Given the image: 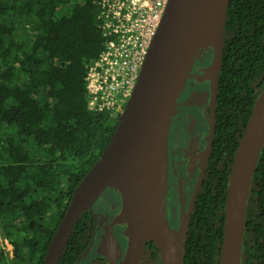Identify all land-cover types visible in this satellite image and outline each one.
Returning a JSON list of instances; mask_svg holds the SVG:
<instances>
[{
    "label": "trees",
    "instance_id": "1",
    "mask_svg": "<svg viewBox=\"0 0 264 264\" xmlns=\"http://www.w3.org/2000/svg\"><path fill=\"white\" fill-rule=\"evenodd\" d=\"M98 14L94 0H0V230L14 247L9 259L0 235V264H44L76 188L117 131L121 115L87 107V65L105 42ZM200 81L205 89L208 81ZM263 92L264 0H231L212 155L184 264H222L233 166ZM95 208L77 221L59 264H78L103 240ZM147 246L143 264H156L159 250ZM242 252V264H264V144L249 187ZM86 264L112 263L92 253Z\"/></svg>",
    "mask_w": 264,
    "mask_h": 264
},
{
    "label": "water",
    "instance_id": "2",
    "mask_svg": "<svg viewBox=\"0 0 264 264\" xmlns=\"http://www.w3.org/2000/svg\"><path fill=\"white\" fill-rule=\"evenodd\" d=\"M193 1L169 0L135 90L121 115L117 131L103 156L76 188L65 216L52 238L44 264H59L77 221L112 187H115L121 195L122 213L127 223L129 236V247L118 264H141L150 242L158 248L161 264H184L190 218L203 183L209 156L190 211L181 221L179 229L175 230L169 225L166 209L169 135L172 120L176 114L177 98L180 97L188 80L192 78L194 66L203 45L212 44L213 59L209 67L211 129L208 154L212 150L216 126L218 82L225 46V26L231 2V0H221L214 16L209 20H203L188 17V7ZM258 109L264 110V92L246 128L233 166L226 208L222 264H242L243 260L247 197L264 140L248 182L245 198L240 203L236 197L243 179L239 168V154L242 147L248 145L249 138L255 132V117ZM125 118L129 120L130 132L121 139L118 132ZM140 162L151 163H149L150 177L146 180L145 186L136 192L134 169ZM161 202L164 204L167 225L174 232L170 248L160 237L150 233L145 225L148 214L158 208ZM231 211L233 216L231 215L230 218ZM183 234L185 243L179 262V238Z\"/></svg>",
    "mask_w": 264,
    "mask_h": 264
},
{
    "label": "built area",
    "instance_id": "3",
    "mask_svg": "<svg viewBox=\"0 0 264 264\" xmlns=\"http://www.w3.org/2000/svg\"><path fill=\"white\" fill-rule=\"evenodd\" d=\"M94 1L105 42L99 57L87 65V107L116 117L132 97L169 0Z\"/></svg>",
    "mask_w": 264,
    "mask_h": 264
},
{
    "label": "flooded vegetation",
    "instance_id": "4",
    "mask_svg": "<svg viewBox=\"0 0 264 264\" xmlns=\"http://www.w3.org/2000/svg\"><path fill=\"white\" fill-rule=\"evenodd\" d=\"M211 47H212L211 51H209L210 46H208L206 51L203 52L202 49V54L201 53H200L201 55L199 54V57L196 61L192 73L193 76V74H195L198 70H201L200 72H198L199 76H196L194 80L190 78L189 80L192 82L191 84L192 89H186L182 91L180 97L177 98L176 114L172 120V125L169 135V145H168V156H169L168 157L169 158V177H168L169 201L168 202L169 203L167 202L166 209H167V219L169 225L173 229H175L174 227L176 226L178 227L177 229H179L181 225V221L189 213L196 188L199 184L200 178L202 176V172L204 170L205 162L207 160V157L209 156L208 157V165H209L212 155V150L208 154V150L210 146L211 112L207 113V108L208 107L210 108V102H211V98H210L211 91L208 90L207 86L208 85L211 86V80L209 84L207 77H204L208 75V74L205 75V70L210 66V63L207 64V62L204 63V61H202L204 55L207 53L208 56L206 59H209L211 57L213 59V45ZM201 78H205L208 81L205 89H203L197 84V83H203L202 81H200ZM198 95L199 96L202 95V98L206 96V98L203 101L199 100L198 102H196V104H193L194 100L191 99H195L194 97L195 96L197 97ZM208 165L205 171L203 183L207 174ZM116 196L117 195H115L114 197ZM114 197L113 199L106 201V204L99 203L101 199L100 198L93 208L95 207L98 208V211H101L102 209L106 210V212L103 213L101 212V214L104 215V218L100 230L104 232L105 228L110 227L113 230V232H117V231L119 232L115 234H120L122 236L124 235L123 236L125 237L124 240L127 243L129 241V237L127 236L128 235L127 223L125 218H121V219L119 218L120 220L119 226L113 225L114 223H117L116 221H114V216L116 217L115 214L116 213L118 214L119 211H121L122 209L121 197L119 198L117 196L118 199L117 198L114 199ZM194 210L192 212L191 218L193 216ZM110 220L112 224L109 222ZM94 250L96 251L95 253H99L98 248L95 247ZM121 250H122L121 252L123 259V257L126 254V251L123 246L121 247ZM144 258L141 264H143ZM80 260L78 264H80ZM156 264H161L160 257H158Z\"/></svg>",
    "mask_w": 264,
    "mask_h": 264
},
{
    "label": "bare ground",
    "instance_id": "5",
    "mask_svg": "<svg viewBox=\"0 0 264 264\" xmlns=\"http://www.w3.org/2000/svg\"><path fill=\"white\" fill-rule=\"evenodd\" d=\"M221 0H194L188 7L187 15L192 19H211L216 10L219 7ZM130 132L129 120L125 118L118 132V136L123 139ZM264 140V110H257L255 117V132L249 138L248 145L242 147L239 154V168L243 176L240 183V191L236 192L238 203H240L246 195L248 182L255 166L257 155ZM150 163V162H149ZM149 163H138L134 169V186L135 191L139 192L146 183V180L150 177ZM151 164V163H150ZM233 212H230V218ZM233 216V215H232ZM145 225L150 233L160 237L166 246L171 247L170 241L174 234L173 230L168 227L165 217V208L163 202L153 212L148 214L145 219ZM180 242V259L183 255L185 235H181ZM112 253V252H111ZM227 254V252H226ZM113 257L115 255L112 254Z\"/></svg>",
    "mask_w": 264,
    "mask_h": 264
},
{
    "label": "rangeland",
    "instance_id": "6",
    "mask_svg": "<svg viewBox=\"0 0 264 264\" xmlns=\"http://www.w3.org/2000/svg\"><path fill=\"white\" fill-rule=\"evenodd\" d=\"M210 46L208 44H206L205 46L203 45V52L207 50V47ZM202 49H201V54H202ZM200 54V55H201ZM208 56V53L204 55L202 61H204V63L207 61H205V59L207 58ZM212 62V57L210 58V64ZM209 64V63H208ZM210 67V66H209ZM209 67L205 70V75L204 77H207L208 81H210L211 77H210V74H209ZM201 70H198L195 74H193L192 76V79L194 80L196 78V76H199V73ZM204 72V71H203ZM191 84L192 82L190 80H188L187 84L185 85L184 90L186 89H192L191 87ZM195 99H191V100H194L193 101V104H196V102H198L199 100H204L206 98V96L204 98H202V95H198L197 97L195 96L194 97ZM190 100V99H189ZM168 185V183H167ZM168 190H169V185H168V189H167V199L166 201L168 202L169 199H168ZM118 195L117 191L114 190L113 188H110L107 193L105 195L102 196V198L100 199L99 203H103V204H106V201H109L111 199H113V197ZM114 197L118 199V197ZM169 203V202H168ZM107 207V206H106ZM105 207V208H106ZM166 208H167V205H166ZM96 211H98V208H95ZM100 213L102 212H106V210H101L99 211ZM122 209L121 211H119V213L115 214L116 217L114 216V221H116L117 223H114L113 225L114 226H119L120 224V220L119 218H124L123 217V213H122ZM120 216V217H118ZM100 218H104V215H99ZM116 228V227H115ZM115 233H119L118 231L117 232H113V230L108 227V228H105L104 230V237H103V240L99 243V245L96 247L98 248V252L103 254L104 256H106L108 258V260H110L112 262V264H117L119 262V260L121 261L122 259V250H121V247L123 246L125 248V251H127L128 247H129V241L126 243V241L124 240L125 237H123L122 235L120 234H115ZM0 235H1V239H2V244L5 248V251L6 253L8 254L9 256V259H13L14 258V247L12 246L11 244V241L10 240H7V239H4L2 234H1V230H0ZM95 250H92L91 252H89L88 254H86L81 260H80V264H86L89 260V258L92 256V253L95 254ZM112 252V253H111ZM114 257L112 254H114ZM117 253V254H116ZM121 255V256H120Z\"/></svg>",
    "mask_w": 264,
    "mask_h": 264
},
{
    "label": "crops",
    "instance_id": "7",
    "mask_svg": "<svg viewBox=\"0 0 264 264\" xmlns=\"http://www.w3.org/2000/svg\"><path fill=\"white\" fill-rule=\"evenodd\" d=\"M117 254V253H116Z\"/></svg>",
    "mask_w": 264,
    "mask_h": 264
}]
</instances>
